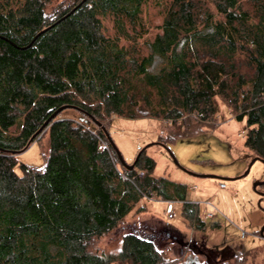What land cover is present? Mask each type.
I'll list each match as a JSON object with an SVG mask.
<instances>
[{
  "label": "trees",
  "instance_id": "16d2710c",
  "mask_svg": "<svg viewBox=\"0 0 264 264\" xmlns=\"http://www.w3.org/2000/svg\"><path fill=\"white\" fill-rule=\"evenodd\" d=\"M219 99L264 161V0H0V264H173L137 232L115 250L101 244L144 196L186 200L145 150L125 167L109 125L171 119L165 139L175 141L200 134L193 115L214 119ZM62 106L94 127L65 108L30 143L46 146L45 164L20 161ZM198 209L184 202L181 215L206 229ZM193 251L178 264H210Z\"/></svg>",
  "mask_w": 264,
  "mask_h": 264
},
{
  "label": "rangeland",
  "instance_id": "374dc122",
  "mask_svg": "<svg viewBox=\"0 0 264 264\" xmlns=\"http://www.w3.org/2000/svg\"><path fill=\"white\" fill-rule=\"evenodd\" d=\"M149 16L161 22V16L152 9ZM154 33L155 30L151 31L148 37ZM219 104L220 111L214 119L203 120L193 115L205 123L200 134L175 141L165 139V126L171 119L118 116L112 119L110 134L127 162L132 163L145 150L156 161L153 174L183 186L186 200L201 202L200 210H205L203 202L212 196L213 205L207 208L214 211L215 218L203 219L206 229H194V225L191 229L181 215L184 202L177 200L176 215L168 219L167 199L144 196L125 223L102 238L103 246L115 250L122 234L132 231L152 238L159 249L175 259L173 264H178L182 255L193 250L210 264H264V186L259 183L264 181V161H254L253 152L244 145L245 122L237 120L221 99ZM62 115L86 123L88 129L95 125L75 108H66ZM188 116L178 121L183 122ZM45 147L35 141L18 158L41 167L45 164ZM215 222L220 226L213 227ZM177 242L183 245V254H179Z\"/></svg>",
  "mask_w": 264,
  "mask_h": 264
},
{
  "label": "built area",
  "instance_id": "2783aa9c",
  "mask_svg": "<svg viewBox=\"0 0 264 264\" xmlns=\"http://www.w3.org/2000/svg\"><path fill=\"white\" fill-rule=\"evenodd\" d=\"M141 175L144 174V171L140 172ZM178 199H167L166 202L168 203V206L166 208V215L168 219L174 218L176 215V211L174 208L175 203L177 202ZM181 202H190L187 200H179ZM214 198L212 196H209L203 203L205 204V210L203 209L200 210L198 209V213L196 214L197 218H202V219H214L215 218V213L212 210H208L207 206L213 205ZM195 203L197 206L201 205V202H192ZM202 203V204H203Z\"/></svg>",
  "mask_w": 264,
  "mask_h": 264
},
{
  "label": "water",
  "instance_id": "95a60500",
  "mask_svg": "<svg viewBox=\"0 0 264 264\" xmlns=\"http://www.w3.org/2000/svg\"><path fill=\"white\" fill-rule=\"evenodd\" d=\"M46 29H43V31H45ZM66 108V106H62V107H60L56 112H54L53 114H52V116L42 125V127L38 130V132L31 138V140H30V142H29V144H28V146L30 145V143L32 142V140L35 138V136L39 133V132H41L42 130H44L47 126H48V124L50 123V121L60 112V111H62L63 109H65ZM110 140H112L111 139V137H110ZM28 146H27V148H28ZM27 148H25L23 151H25ZM145 148H146V146H145ZM144 149V148H143ZM22 151V152H23ZM142 151V150H141ZM141 151L138 153V155H137V157L135 158V160L133 161V163H128V162H126L125 161V159H123V157H121V160H122V164L125 166V167H127V168H129V169H132V168H134L135 167V165H136V163H137V161H138V159H139V157H140V154H141ZM257 159V157H254V161ZM215 176V175H214ZM260 184L261 183H264V181H261V182H259ZM255 187H257V184H255ZM262 233H264V229H263V231H262Z\"/></svg>",
  "mask_w": 264,
  "mask_h": 264
}]
</instances>
